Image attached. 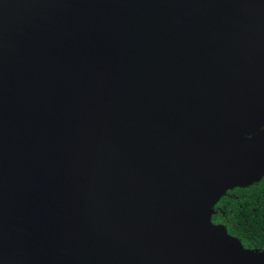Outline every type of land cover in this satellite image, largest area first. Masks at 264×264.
<instances>
[{"label":"water","instance_id":"obj_1","mask_svg":"<svg viewBox=\"0 0 264 264\" xmlns=\"http://www.w3.org/2000/svg\"><path fill=\"white\" fill-rule=\"evenodd\" d=\"M252 108L264 0H0V264H264L211 222Z\"/></svg>","mask_w":264,"mask_h":264},{"label":"trees","instance_id":"obj_2","mask_svg":"<svg viewBox=\"0 0 264 264\" xmlns=\"http://www.w3.org/2000/svg\"><path fill=\"white\" fill-rule=\"evenodd\" d=\"M241 128L247 139L264 130V120L256 119L255 108L243 112ZM261 158H264V150ZM211 222L224 226L227 234L236 238L243 249L264 251V168L256 170L244 185L222 194L211 210Z\"/></svg>","mask_w":264,"mask_h":264}]
</instances>
